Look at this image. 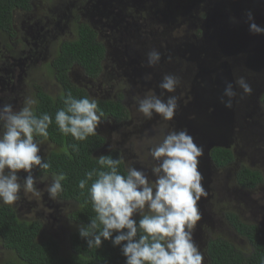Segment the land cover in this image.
<instances>
[{"label": "rangeland", "instance_id": "rangeland-1", "mask_svg": "<svg viewBox=\"0 0 264 264\" xmlns=\"http://www.w3.org/2000/svg\"><path fill=\"white\" fill-rule=\"evenodd\" d=\"M127 1H129L128 5H124ZM242 1L246 2L244 5L248 8L257 6L252 3V0ZM33 2L34 9L31 10V13L34 18L29 20L31 26L21 21H19V25L22 31L26 30L27 36L34 37L36 40L44 38L46 42L42 50L39 46L36 48L40 54H36L32 59L26 61V64L29 65L27 73L25 74L26 66L21 74V81L17 79L13 88L16 91L23 89L20 95H24L25 98L30 96L31 89H27V87L31 84H42L48 90H50L48 81L55 84L56 81L48 75L45 65L52 58L57 46L55 40L69 35L65 31H67L75 13L77 17L79 16L80 21L90 22L100 38L104 33H107L106 37L108 39L115 38L116 42L120 36L124 37V41L128 43L143 42L144 40L152 46V50L158 51L160 61L152 69L160 74L158 79L156 77L159 82L165 74L179 78L180 83L177 88L180 86V89L173 95L178 97L179 112L184 118L201 121L203 110L198 112L195 103L206 102V85L215 86L218 91L223 92L226 83H233L237 95L233 98L232 107L229 109L230 120L227 124L230 131L226 128L221 135H229L230 148L235 160L220 168L211 165V169H206L208 174H203L206 179L202 183L208 196L198 202L202 218L194 231V240L204 254L203 264H209L206 243L215 237L226 238L236 246L248 250L249 246L246 240L235 233L226 223L224 212L233 211L241 220L255 223L264 228V104L260 105L256 100L261 92L260 89L264 88V38L262 37V41H255L256 35L250 33L248 29L249 22L239 15L240 7L230 5V2L235 5L236 0H34ZM59 5H61L58 7L61 11L52 16V22L55 24H52L53 31L36 33L34 29L36 27L33 25L35 16L51 19L52 9ZM227 5L231 6L228 11ZM194 13L200 20L207 22L206 29L204 28V37L207 41L215 44V47L208 46L205 40L204 42L201 40L199 33L197 34L196 31L201 32V29L195 25L196 21L192 16ZM203 13H206V16H201ZM129 15H132L133 19L128 18ZM252 15L258 25H263L264 5L255 10ZM231 18H235L234 21ZM116 21H123L124 25L115 26V30L108 27V24ZM128 25H134L135 28L128 29L127 34H120L122 28ZM224 30L229 32L225 31L223 34ZM242 36L243 40L240 41ZM49 40L51 41L49 48L44 50ZM28 41L30 42V40ZM181 43L186 44L188 48L190 45L194 46L192 48L194 52L187 56L189 59L183 56L173 57L174 48L167 46ZM217 46L221 47L223 52L218 51ZM165 52L166 55L163 56L162 54ZM109 56L112 58L111 50H109ZM167 65H171V67L165 70L164 67ZM107 70L108 67L104 71ZM1 73L3 74V72ZM126 75L128 73L122 74L120 77L125 78ZM239 77H244L250 84L251 94H244L243 90L236 85L235 81ZM70 78L78 85L84 84L92 98L107 94L114 89L117 85L116 81L119 79L116 75L112 78V74L109 73L94 79L89 78L78 67L71 70ZM128 85H130L129 79ZM215 93L217 92L215 91ZM135 98L133 97L132 100L137 107ZM134 102L127 106H132ZM133 109L122 123H116L109 119L101 120L97 130L106 135V143L98 150L99 153L115 148L124 154L134 156L136 152L138 154L139 151L146 152L152 143H154L153 146L156 145L154 141L160 135V123H155L154 118L145 119L135 108ZM132 118L134 123H137L136 132H138V135L134 134V136L130 133L131 130L124 131L121 126L131 121ZM146 120L155 124L151 125L152 132L148 136H141L140 132L142 131L143 134L149 133V130H144L143 127ZM180 120H176L169 128L183 129L184 125ZM216 137H221L220 132ZM46 148L47 145L40 143L41 153L46 151ZM241 165L260 170L263 182L250 189L239 186L235 180V172ZM33 171L34 168L32 173ZM17 175L19 182L23 184L27 173L20 170ZM152 177L155 179V176L152 175ZM49 183H51V178L41 182L38 177L35 187L40 194L26 193L22 188L19 192V199L12 206L18 211V216L40 220L47 233L63 239L62 236H65L68 230L66 216L70 204L59 198L55 200L50 198L46 190ZM7 255L0 243V261Z\"/></svg>", "mask_w": 264, "mask_h": 264}, {"label": "clouds", "instance_id": "clouds-1", "mask_svg": "<svg viewBox=\"0 0 264 264\" xmlns=\"http://www.w3.org/2000/svg\"><path fill=\"white\" fill-rule=\"evenodd\" d=\"M247 18L249 32L256 37L264 36V26L255 22L250 11L247 13ZM231 19L234 21L235 18ZM159 61L158 51L151 50L147 53L148 67H154ZM1 75L5 73L0 72ZM179 83L178 77L165 74L160 83L158 81L150 83L148 89H152L154 93L142 98L138 95L135 98L138 112L145 119L154 118L155 123H160V135L154 141L156 145L153 146L152 143L148 148L149 156L153 161L150 169L155 176L154 180H150L143 170L133 166L127 167L122 174L119 171V159L101 155L97 161L101 170L93 169L87 172L85 178L78 182L79 189L84 190L88 182L96 177L88 189L95 217L87 227L79 229V235L86 239L89 248H99L103 240L111 239L113 246L121 247L122 254L126 257V264H203L204 262V254L194 240V231L202 218L198 202L208 196L202 183L206 179L203 174H208L200 162V157L203 155L202 146L210 141H216L231 150L229 135H221L226 128L230 131L228 124L222 126L221 119L213 113L214 110H207L206 104L212 99L216 106L223 103L226 108H231L232 100L237 93L232 82L226 83L223 92L218 91L215 86L206 85L205 90L209 87L211 92L209 96L205 94L206 102L200 103V110H203L201 121L215 124L216 127H206L204 133L197 134L187 130L191 119L180 115L178 97L173 95L175 91H179L180 88H177ZM235 83L244 94H251L252 88L244 77L237 78ZM156 87L162 89L159 95L155 93ZM112 90L100 97L117 99V95ZM166 93L172 94L167 96ZM260 94L256 100L262 105L264 103L260 101ZM62 99L64 108L59 109L55 114V124L59 131L65 136L71 135L76 141H84L89 136L96 135L103 115V113L98 114L97 101L89 97L74 98L71 92L62 94ZM37 104L35 98L26 97L18 111L13 109L12 104L0 106V203L2 204H14L19 199L22 188L26 193L39 195L35 187L37 177L33 176L32 170L37 166L45 171L51 167L50 162L38 154L40 143L34 137L47 139L48 128L53 120L48 113L37 116L35 112ZM159 117L163 123L158 119ZM179 119L184 125L183 129L169 128ZM109 120L119 122L114 119ZM155 123L146 120L143 127L144 130L148 129L149 133L143 134L142 131L141 136H148L152 132L151 125ZM136 125L132 118L131 121L124 123V127L121 126L124 131L131 130L130 133L134 136V134L138 135ZM219 132L220 138L216 137ZM72 147L73 150H78L77 145ZM208 156L211 159L209 153ZM20 170L27 173L23 184L19 182L17 175ZM66 178L63 172L52 173L51 183L47 184L46 189L50 198L55 200L59 197L63 191L62 182ZM46 179V176L39 177L41 182ZM138 215L140 219L137 222L134 216Z\"/></svg>", "mask_w": 264, "mask_h": 264}, {"label": "trees", "instance_id": "trees-1", "mask_svg": "<svg viewBox=\"0 0 264 264\" xmlns=\"http://www.w3.org/2000/svg\"><path fill=\"white\" fill-rule=\"evenodd\" d=\"M33 1L0 0V40L7 42L8 46H10L8 39L15 32L14 22L17 19L19 21L21 12L31 10ZM244 3L246 2L236 0L235 5L231 2L230 5L239 6V15L248 21L247 13L249 11L255 13V10L264 5V0H252V3L257 5L252 8L246 7ZM230 5H227V11L230 10ZM203 15L206 16V13L201 14ZM78 17L75 13L74 24L71 27L73 33L67 37L57 38L52 58L45 65L48 75L56 81L53 92L40 89L38 84H33L30 88V97L38 101L35 106L36 115L48 113L53 120L48 128L47 139L34 137L37 142L47 145L46 151L39 155L51 164L50 169L46 171L37 166L36 174H39L37 175L39 177L47 175L50 178L52 173L66 174L67 178L62 182L63 191L58 198L70 204L66 216L68 230L65 236H62L63 239L52 236L44 230L40 220L22 218L12 205L0 203V243L8 254L0 264H126L121 247L113 246L111 239L103 240L99 248H89L86 239L79 235V229L87 227L95 217L88 189L96 177L88 182L84 190L79 189L78 182L85 178L87 172L93 169L101 170L97 162L101 155L119 159V171L123 174L125 167L120 150L112 148L99 153L98 150L106 143L104 133L97 130L96 135L89 136L84 141H76L71 135L62 134L55 124L56 112L64 108L62 94L66 95L68 92L77 99L82 97L95 99L98 103V114L103 113L101 120H120L129 114L120 97L92 98L84 84L78 85L71 81V70L75 67L81 68L86 77L94 79L101 76L105 52L102 40L99 39L98 32L92 24L88 21L79 22ZM194 20L198 27L201 20L195 14ZM203 27L206 29V25ZM198 28L201 32L199 30L196 32L199 33L201 40L203 42L205 40L208 46L215 47V44L205 39V30L203 29L202 33V28ZM217 50L223 52L221 47H217ZM260 90V101L264 103V88ZM72 145H77L78 150H73ZM209 155L216 167L227 166L235 160L232 150L222 146L213 147ZM235 180L239 186L250 189L262 183L263 176L260 170L241 165L235 172ZM134 219L138 222L140 216H134ZM224 219L235 233L246 240L249 249L244 250L223 237L209 239L206 243L209 264H264V228L241 220L233 211L224 212Z\"/></svg>", "mask_w": 264, "mask_h": 264}, {"label": "flooded vegetation", "instance_id": "flooded-vegetation-1", "mask_svg": "<svg viewBox=\"0 0 264 264\" xmlns=\"http://www.w3.org/2000/svg\"><path fill=\"white\" fill-rule=\"evenodd\" d=\"M128 2L129 1H127L126 4L124 5H128ZM33 5H34V2H32L31 10L34 9ZM60 6L61 5L54 6L55 8L52 9L53 15H51V19H48L47 17L45 18L44 16H35L33 25L36 27L34 28L36 33H39V31H42V32L44 31L45 33H48L49 31H53L54 29L53 25L55 24L52 22V16H54L55 14L61 11V9L58 8ZM31 10L21 12L19 14L20 16L19 21L24 22V23L26 22L28 23L29 26H31V24H29V20L31 18H34V16L31 13ZM74 15L75 14H73V19L69 23V27L67 31H65L69 33L68 36H70L71 33H73V31L71 30V27L74 24L73 22ZM192 16L194 17V15ZM128 18L133 19V16L129 15ZM208 18L210 19V17ZM19 21L17 19L13 24L15 32H14V35L11 36L10 39H8V41L10 42V46L7 45L8 44L7 42H3L2 39L0 40V72L5 73V75L0 76V106H3L4 104H12L14 110H19L23 106V103L25 100L24 95H20L22 94L21 92L23 91V89L20 88L21 90H17V91L13 89L17 83V79L21 81L20 79L21 74L22 72H24L26 66L27 68H26L25 74L27 73V70H28L29 65L26 64V61L32 59V57L35 56L36 54H40V52L36 48L39 46L42 50V47H44V43L46 42V39L44 38L36 40V38L34 37L27 36L28 33L25 32L26 30L23 29L24 31H22V28H20ZM200 22L201 23L198 27L204 29L203 25H206L207 22L202 21V20ZM123 25H124L123 21L122 22L116 21V22H112V24H108V27L115 30V26L120 27ZM133 28H135L134 25H128L127 27L122 28V30L120 31V34L122 33L127 34L128 29H133ZM107 35H108L107 33L106 34L104 33L103 36L100 38L98 34L99 39L102 40V43L105 47L104 57L102 60L103 70L101 72L102 73L101 75H105V73H109V74H112V78H114V75L118 76L119 79L118 81H116L117 85H115L112 92L117 95V98L118 97L121 98L122 104L129 110V112L134 110L133 108L137 110L138 106L137 107L135 106V102L132 100V98L137 97L138 95H140L142 98L147 94L154 93L152 89H148V88L150 87V83L153 81H158L157 79L160 76V74H158L157 71H154L152 67L147 66V53L152 50V46L144 42L143 39H142L143 42L128 43L124 41V37L120 36L116 42L115 38L113 39L111 38L112 40L108 39V37H106ZM28 40H30V42ZM50 43L51 41L49 40L44 50L49 48ZM20 45H22L23 47L20 48L19 47ZM167 46H171L174 48L175 54L173 57L183 56L184 58H187L188 55L194 52L192 49L194 48V46L192 47L190 45V47L188 48L187 45L184 43H181L178 45L177 44L167 45ZM109 50H111L112 58L109 56ZM162 55L163 56L166 55V52L163 53ZM115 59L117 60L114 61ZM106 67H108V70L104 71ZM170 67L171 65H167L164 68L165 70H167ZM184 69H183V72H184ZM126 73H128V75H126L125 78L120 77V75L122 74L124 75ZM149 74H150V78H148ZM128 79L130 80V85H128ZM49 82L50 81H48V88L50 89V92H53V89L56 86L54 83L50 82L51 85L49 87ZM32 87H33V84H31V86H28L27 89H30ZM39 88L42 90L46 89L45 87L41 85H39ZM34 91L36 90L34 89ZM161 91L162 89H160L159 87H156L155 93L157 95L159 92L161 93ZM210 92L211 90L208 87L206 90V95L209 96ZM171 94L172 93H166L167 96ZM132 102H134V104L128 107L127 105ZM216 107L217 106L215 102L212 99H209L206 104V109L212 111ZM140 116H143V115L140 113ZM158 119L161 121L160 117ZM118 121L122 123L124 121V118ZM122 126L124 127V124H122ZM120 155L122 156L125 169L129 166H133L137 168L138 170H143L150 180H154V178L152 177L151 169H150L153 161L151 160V157L149 156V150L146 152L139 151V154L136 152L134 156H132V154H124L123 152H120ZM211 165L216 167L212 159H210L209 163L207 164V168L205 169H209V168L211 169ZM216 168H220V167H216ZM36 172H37V167H34V171L32 174L34 177L38 178L39 176L37 175L39 174H36ZM46 177L50 178L47 175Z\"/></svg>", "mask_w": 264, "mask_h": 264}, {"label": "water", "instance_id": "water-1", "mask_svg": "<svg viewBox=\"0 0 264 264\" xmlns=\"http://www.w3.org/2000/svg\"><path fill=\"white\" fill-rule=\"evenodd\" d=\"M220 35L222 36V34L220 33ZM262 37L264 38V36H257L255 37V41L256 42H259L260 40L262 41ZM243 40V36L241 37L240 41ZM200 95V94H199ZM222 97V95H221ZM228 98H225V100H227ZM195 107L198 108V112L200 111V104L198 103H195ZM230 108H226L224 106L223 103H219L218 106L214 109L213 113L219 117L221 120V125L222 126H225L226 123H228V121L230 120ZM209 128V127H213L215 128L216 125L215 124H207L203 121H190L187 125V130L192 133H197V134H200V133H204L205 132V129ZM216 146H223V147H227L226 145H223L221 143H218L216 141H210L208 144H203L202 148H203V155L202 157H200V162L202 164L203 167H207V164L208 162L210 161L209 159V156H208V153L210 151V149L212 147H216Z\"/></svg>", "mask_w": 264, "mask_h": 264}]
</instances>
